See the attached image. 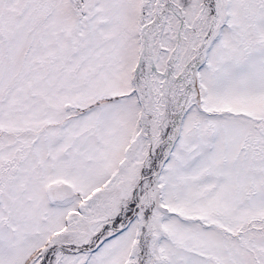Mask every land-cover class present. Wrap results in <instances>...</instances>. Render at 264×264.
Wrapping results in <instances>:
<instances>
[{"label":"snow or ice","instance_id":"obj_1","mask_svg":"<svg viewBox=\"0 0 264 264\" xmlns=\"http://www.w3.org/2000/svg\"><path fill=\"white\" fill-rule=\"evenodd\" d=\"M0 264H264V0H0Z\"/></svg>","mask_w":264,"mask_h":264}]
</instances>
